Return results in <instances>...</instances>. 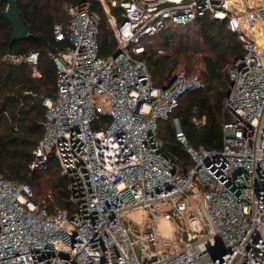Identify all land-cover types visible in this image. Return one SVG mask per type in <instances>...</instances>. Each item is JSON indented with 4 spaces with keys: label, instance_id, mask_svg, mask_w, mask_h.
I'll list each match as a JSON object with an SVG mask.
<instances>
[{
    "label": "built area",
    "instance_id": "1",
    "mask_svg": "<svg viewBox=\"0 0 264 264\" xmlns=\"http://www.w3.org/2000/svg\"><path fill=\"white\" fill-rule=\"evenodd\" d=\"M99 1L121 53L100 56V18L88 3L66 7L54 35L70 44L49 54L58 93L43 99L44 135L30 165L57 162L70 208L51 211L30 183L0 177V264H264V0ZM205 15L227 21L244 55L229 70L222 149L193 148L176 122L193 162L181 171L164 154L159 121L205 84L182 70L156 87L134 54L145 38ZM38 57L12 59L38 75ZM139 210L140 223L131 217ZM161 217L174 226L170 241L157 232Z\"/></svg>",
    "mask_w": 264,
    "mask_h": 264
},
{
    "label": "trees",
    "instance_id": "2",
    "mask_svg": "<svg viewBox=\"0 0 264 264\" xmlns=\"http://www.w3.org/2000/svg\"><path fill=\"white\" fill-rule=\"evenodd\" d=\"M88 3L99 16L97 35L99 54L108 58L117 51V42L104 7L99 0H19V10L29 37L12 41L13 28L3 16L8 0H0V177L15 182L30 183L37 202L46 203L49 210L69 209L68 183L51 159L45 170H33V150L44 135L46 108L43 99L57 98L56 67L49 57L66 49L68 38L58 41L54 26L67 24L66 7ZM118 21L120 10L112 8ZM144 50L134 54L147 66L151 82L156 87L169 86L178 72V65L202 79V90L186 92L168 120L159 121V139L164 154L176 162L181 171L193 166L192 159L178 140L176 122L181 134L193 148L203 146L220 150L224 146V125L232 120L227 108L231 88L229 70L233 62L244 55L237 33L228 28L226 20L210 15L194 24L171 26L154 37L143 40ZM158 45V46H157ZM170 48L172 52H164ZM39 53L36 65L12 59ZM201 54V67L195 60ZM93 129L99 125L94 124ZM38 189L40 196L36 189Z\"/></svg>",
    "mask_w": 264,
    "mask_h": 264
},
{
    "label": "water",
    "instance_id": "3",
    "mask_svg": "<svg viewBox=\"0 0 264 264\" xmlns=\"http://www.w3.org/2000/svg\"><path fill=\"white\" fill-rule=\"evenodd\" d=\"M3 16L10 22L13 28L12 41H21L29 37V29L23 21L20 10H19V0H8L7 9L4 11ZM121 53V50H117L113 56L117 57ZM175 79V78H174ZM137 256H140L139 249L136 250ZM226 250H222V254H225Z\"/></svg>",
    "mask_w": 264,
    "mask_h": 264
},
{
    "label": "rangeland",
    "instance_id": "4",
    "mask_svg": "<svg viewBox=\"0 0 264 264\" xmlns=\"http://www.w3.org/2000/svg\"><path fill=\"white\" fill-rule=\"evenodd\" d=\"M164 52H172V51H170V48H168V49H164ZM200 58H201V54H198V58L195 60V64L197 67H201V65H202ZM176 70L180 72L182 70H188V69H186L183 65L179 64ZM193 72L196 73V75L199 74L196 70H193ZM35 189L38 193V196H40L38 189L37 188H35ZM142 216H143V214H142V211H140V210L139 211H133L131 213V217L134 220L138 221L139 223L142 222ZM156 226H157V232L162 238L167 239V241H170V240L175 238L174 237V226L169 220H166L164 217H161L157 221Z\"/></svg>",
    "mask_w": 264,
    "mask_h": 264
}]
</instances>
